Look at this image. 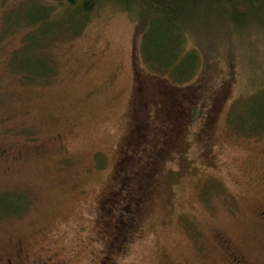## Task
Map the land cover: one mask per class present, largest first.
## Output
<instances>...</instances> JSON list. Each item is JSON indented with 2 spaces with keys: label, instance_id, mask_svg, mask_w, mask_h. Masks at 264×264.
<instances>
[{
  "label": "rangeland",
  "instance_id": "1",
  "mask_svg": "<svg viewBox=\"0 0 264 264\" xmlns=\"http://www.w3.org/2000/svg\"><path fill=\"white\" fill-rule=\"evenodd\" d=\"M59 1L0 0V149L9 154L0 158V253L216 264L229 243L264 264V130L242 127L264 117V15L242 34L209 22L196 41L185 36L179 59L204 53L185 86L174 66L145 60L118 4L100 1L84 17L79 0L75 10ZM11 60L22 72L53 71L30 81ZM157 104L173 116L161 130ZM133 131L166 132L146 171L127 176L118 161Z\"/></svg>",
  "mask_w": 264,
  "mask_h": 264
},
{
  "label": "trees",
  "instance_id": "2",
  "mask_svg": "<svg viewBox=\"0 0 264 264\" xmlns=\"http://www.w3.org/2000/svg\"><path fill=\"white\" fill-rule=\"evenodd\" d=\"M61 1L62 0L59 1L58 5L62 3ZM74 1L75 0H67L68 8L75 10ZM100 1L103 0H79L76 7L77 10L81 12L80 15L85 17L92 12ZM109 1L118 4L129 13V15H132L135 21V32L140 36V51L145 60L156 67L174 66V77L177 76L176 79L180 80L179 82L185 83V86L190 85L191 82L189 84H187V82L192 80V77L195 75L194 73H196L197 64L199 65L201 60L204 59L203 51H199L200 49L195 42L193 43L197 47L185 53L182 58H178L179 46L181 40H183L185 36H189L192 41H196L194 36L199 34L204 27H209V22L218 23L220 26L222 23L223 26H226L223 31L229 29V25H232L236 30L235 33L242 34L249 25L255 29V26L252 25L254 24L253 21H260L259 18L264 15V9L261 8L264 0ZM65 4L66 3L62 6H65ZM46 19L48 21L50 20L49 14ZM11 61V70L21 74V77L30 79V81L37 78H40L41 81L47 80L53 71L49 65L44 67L38 65L37 69H34L36 65L34 64L30 71L22 72L20 67L15 66V60ZM178 87L181 86L178 85ZM188 100H190V98ZM158 107L160 108L158 110L159 114H156L155 117L159 118L157 123L161 130L162 127H167L173 116H171L172 111L170 108L166 110V107ZM196 110V106H193L192 115L196 113ZM242 127L249 133L264 130V117L259 116L255 118V121L252 123H243ZM164 132L159 131V136L156 135V138H153L154 136L152 133L149 135V133L147 132L146 134L145 131H140V137L135 135V131H133V133L131 132L123 147V151H120L118 171L120 170L119 167L122 166L121 163L126 161L122 167H127V176L136 172V166H141L143 172H145V162L151 159L150 151L153 149V146L156 145L157 140L164 139ZM150 143H152V146ZM127 155L130 159H133V161L127 160ZM138 169L140 173V168ZM117 175H119V172Z\"/></svg>",
  "mask_w": 264,
  "mask_h": 264
},
{
  "label": "flooded vegetation",
  "instance_id": "3",
  "mask_svg": "<svg viewBox=\"0 0 264 264\" xmlns=\"http://www.w3.org/2000/svg\"><path fill=\"white\" fill-rule=\"evenodd\" d=\"M9 154L6 149H0V158H8ZM256 216L264 225V207L256 212ZM222 242L227 240L222 239ZM114 255V253H111ZM222 260L216 264H248L245 258L235 248L228 244H221ZM109 256H104L101 259L104 263L107 262ZM0 264H65L64 260L59 259L58 252H50L40 256H32L29 249L13 246L11 250L5 253H0ZM109 264H113L112 262Z\"/></svg>",
  "mask_w": 264,
  "mask_h": 264
}]
</instances>
